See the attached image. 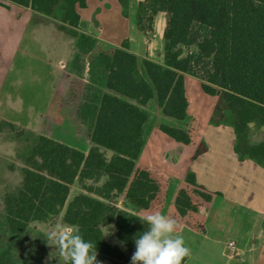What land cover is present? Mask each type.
<instances>
[{
    "label": "trees",
    "instance_id": "1",
    "mask_svg": "<svg viewBox=\"0 0 264 264\" xmlns=\"http://www.w3.org/2000/svg\"><path fill=\"white\" fill-rule=\"evenodd\" d=\"M6 1L59 18L58 28L77 38L75 62L99 48L96 62L105 71L103 88L89 93L78 108L80 118L90 122L89 151L46 135L39 137L25 159L20 189L4 200L10 233L23 234L32 222H45L65 209L63 222L93 242L98 254L116 264H131L128 254L135 251L134 238L148 225L138 219L141 215L120 208L114 200L125 194L137 211L159 208L165 195L162 178L136 163L146 144L150 105L156 104L166 117L187 118L185 74L200 78L204 92L217 96L211 122L233 126L239 159L248 158L264 166V139L249 141L252 125L264 130V0L140 3L136 23L148 35L154 32L157 13L166 14L164 65L140 59L128 50L127 42L107 50L92 36L81 33L76 7H86L87 0ZM119 1L126 12L129 0ZM191 47L195 50L188 51ZM76 94L72 84L74 102L78 100ZM3 124L14 127L7 121ZM159 128L177 142L188 145L192 141L189 130L166 124ZM206 150L202 143L196 155ZM107 151L112 152L110 157ZM103 178L104 183L97 185ZM76 181L85 193L68 201ZM186 182L204 200L212 199L213 194L197 183L193 172L187 174ZM175 203L181 216L198 211L186 188L179 190ZM112 225L127 252L108 241L106 229ZM0 264L18 263L5 249L0 252Z\"/></svg>",
    "mask_w": 264,
    "mask_h": 264
},
{
    "label": "crops",
    "instance_id": "2",
    "mask_svg": "<svg viewBox=\"0 0 264 264\" xmlns=\"http://www.w3.org/2000/svg\"><path fill=\"white\" fill-rule=\"evenodd\" d=\"M145 1L129 0L125 12L119 0H87L86 7H76L80 15L79 31L95 38L107 50L121 48L127 42L128 50L140 59L164 65L166 14L162 11L157 13L152 34L142 32L137 26L136 15L139 4ZM59 22V18L41 15L30 7L0 0V100L16 85L10 80L16 69L20 77L30 67L35 70L40 68L43 77H55L52 96L39 107L40 124L44 123L47 115L44 110L53 105L54 115L70 107L78 114L79 104L71 98L74 80L69 69L78 52L77 38L61 31L57 25ZM53 62H56V72L48 66ZM188 79L191 88L188 87ZM63 82L62 96L56 102L60 83ZM197 82L202 89L200 78L185 74L188 115L185 120L179 121L182 123L181 129L190 131L191 143L185 145L176 141L175 144L161 134L163 132L159 126L168 124L165 123L166 116L155 104L158 123L148 128L146 144L138 159L140 168H147L162 178L165 195L157 211L178 221L176 235H182L191 250L185 264H264V166L248 158L239 159L235 151L233 126L230 123L215 125L211 122L218 98L205 93L203 89L206 95L215 97V102L210 110L207 130H199L197 117L191 114L192 110H199L194 102V97L199 94ZM5 109V105H0V120L17 124L16 119L3 111ZM149 123L150 119L146 126L149 127ZM195 133H198L197 139ZM53 139L64 143L61 139ZM202 143L207 150L196 155ZM64 144L80 149L79 145ZM166 144L177 147L179 151L173 166L160 156L161 148ZM89 149L90 141L88 149L80 150L87 153ZM181 163L187 165L182 176L184 183L169 194L171 171ZM189 172L196 175L197 183L204 190L213 194L210 201L204 200L188 185L186 177ZM224 180L225 183L222 182ZM182 188L189 190L192 202L198 206L197 212L186 216L178 213L175 202ZM229 241L236 243V254L228 250Z\"/></svg>",
    "mask_w": 264,
    "mask_h": 264
},
{
    "label": "rangeland",
    "instance_id": "3",
    "mask_svg": "<svg viewBox=\"0 0 264 264\" xmlns=\"http://www.w3.org/2000/svg\"><path fill=\"white\" fill-rule=\"evenodd\" d=\"M194 50L195 48L193 47L188 49V51ZM99 52L100 49L97 48L89 56L81 58L78 63L75 62L74 57L70 65L69 69L74 80L75 92L77 91L76 96L78 97L79 106L83 105L84 99L89 96V93L103 88L105 71L96 62ZM48 66L55 70L56 62H53L52 65L48 63ZM55 72L53 71V73ZM53 79H55L53 76L43 77L42 74L40 75V68L35 70L30 67L20 77L18 69H16L15 75L12 74L10 76L12 84L16 83V85L12 86V89L6 92L3 99L0 100V105L6 106L3 111H7L10 117L18 121L14 127H10L9 125H4L3 120H0V252L5 249L11 251L18 264H63L62 261L59 262L58 251L54 246L48 245L44 235L57 226L66 225L62 220L64 209L59 215L53 216L45 222H32L23 234H12L8 230L4 200L7 196L15 195L20 189L23 179L22 169L25 167L26 157L30 154L41 135L58 138L64 143H70L71 145H79L80 149L86 150L89 147L90 122L80 118L73 107L66 109V111L59 110L54 115L55 105L53 107L50 106L44 110L47 113L44 123H39L41 121L39 107L42 104L44 105L47 99L52 96ZM63 84L64 82L60 83L56 102L62 96ZM188 87L191 88L189 79ZM197 87L199 94L194 97V102L199 110H192L191 114L197 117L196 126H198L199 130L205 131L209 125L208 117L215 102V97L206 95L201 89L199 82H197ZM39 99V103L36 104L35 102H38ZM148 111L151 117L149 127L146 126L145 129V136L149 134L148 128L150 129L157 125L159 118L155 104L150 105ZM191 122L194 123L193 120ZM165 123L182 128L181 121L173 118L165 117ZM161 134L171 142L177 143L163 133ZM194 135L197 139L198 133ZM263 139L264 130L252 125L249 132V141L258 143ZM161 151L160 156L166 159L170 166H173L179 157L178 148L166 144L161 148ZM111 155L112 152L107 151V156L110 157ZM136 165L140 167L141 163L137 160ZM186 167V163H181L171 171V182L168 183L169 194L178 185L184 183L182 176ZM104 181L105 178L101 179L97 185L103 184ZM222 182L225 183V180ZM92 183L89 182V184ZM80 193H85V191L81 188L79 182L76 181L71 186L68 201ZM114 201L120 208L133 211L141 216L148 212L135 210L125 197V194L118 196ZM155 211L157 210L154 209L152 212ZM106 233L110 243L121 245L116 237L114 225L106 229ZM121 247L124 248L123 245ZM124 250L126 251L125 248ZM131 256L128 254L130 259ZM97 261L100 264H116L101 254L97 255Z\"/></svg>",
    "mask_w": 264,
    "mask_h": 264
},
{
    "label": "clouds",
    "instance_id": "4",
    "mask_svg": "<svg viewBox=\"0 0 264 264\" xmlns=\"http://www.w3.org/2000/svg\"><path fill=\"white\" fill-rule=\"evenodd\" d=\"M138 219L148 228L134 238L131 264H182L191 255L183 236L176 235L179 225L175 218L155 211ZM44 238L58 251L59 262L63 264H100L96 245L86 241L73 225L57 226L45 233Z\"/></svg>",
    "mask_w": 264,
    "mask_h": 264
},
{
    "label": "built area",
    "instance_id": "5",
    "mask_svg": "<svg viewBox=\"0 0 264 264\" xmlns=\"http://www.w3.org/2000/svg\"><path fill=\"white\" fill-rule=\"evenodd\" d=\"M228 250L230 251L231 254H236L237 252V245L234 241H229L227 243Z\"/></svg>",
    "mask_w": 264,
    "mask_h": 264
}]
</instances>
